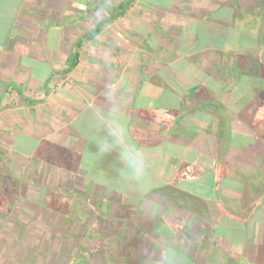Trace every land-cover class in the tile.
I'll list each match as a JSON object with an SVG mask.
<instances>
[{
	"label": "crops",
	"instance_id": "1",
	"mask_svg": "<svg viewBox=\"0 0 264 264\" xmlns=\"http://www.w3.org/2000/svg\"><path fill=\"white\" fill-rule=\"evenodd\" d=\"M258 1L118 0L117 8L96 23L92 13L98 0H0V155L20 135L37 145L40 128L49 139L77 151L80 168H85L84 155L92 151L88 144L93 140L86 121L100 105L104 87L112 84L126 97L121 116L128 121L130 138L143 150L156 143L168 146L162 157L168 170L153 171L158 177L153 192L143 203L126 205L137 209L134 219L142 218L137 223L146 224L141 235H128L144 238L132 252L139 257L146 242L157 244L167 224L172 234H181L195 264H257L264 256V218L252 220L258 226L251 233L244 225L239 230L244 224L239 219L254 202H264V174L255 184L244 175L219 173L207 164V148L198 149L195 140L200 137L207 145L210 130L218 128L211 100L220 107L219 118L230 119L220 113L226 112L227 96L236 89H231L229 68L245 57L234 56L230 29L237 26L236 18H246L242 12L257 10ZM216 32L221 35L215 44ZM248 72L249 79L262 80ZM214 81L220 84L216 88ZM242 107L238 114L243 115ZM240 118L227 124L233 136H240ZM218 143H223L222 135ZM173 145L193 151L192 157L183 162L184 151L173 150ZM114 157H109L112 163ZM77 177L90 181L85 173ZM153 202L159 214H149ZM172 215L179 226L168 224ZM157 218L159 233L153 224Z\"/></svg>",
	"mask_w": 264,
	"mask_h": 264
},
{
	"label": "rangeland",
	"instance_id": "2",
	"mask_svg": "<svg viewBox=\"0 0 264 264\" xmlns=\"http://www.w3.org/2000/svg\"><path fill=\"white\" fill-rule=\"evenodd\" d=\"M252 14L248 18L261 19L256 10L252 11ZM232 20L234 21L233 18ZM236 22L237 26H232L230 29V47L240 48L245 57H243L244 67L238 72L242 77V83L232 90L230 96H227L224 103L226 112L224 114L220 112L223 116L228 115L230 119L221 120L218 112L220 107L216 101L211 100V108L216 110L215 114H218L217 119H214V125L218 124L219 129L210 130L206 138L207 145L200 141V137L195 143L199 141L198 149L207 148L205 159L210 167L214 166L219 173L233 172L244 175L247 182L256 184L263 180L260 174H264V134H262L264 116L258 120V123L256 121L251 125V118L248 119L245 110L251 107V110H255L257 105L264 106L262 105L264 96L256 98L251 104L246 101L245 82L251 74L245 69L251 60L247 54L248 34L251 30L258 31V25L251 24L246 18L242 20L236 18ZM202 28H206V25H202ZM216 33L215 44L219 39L218 36L221 35ZM227 35L228 33L225 32V38ZM209 37H211L210 33ZM211 40L214 38L212 37ZM260 65L261 62L258 63V66ZM259 80L253 78L249 80L253 81L251 88L254 92L258 91L256 88ZM219 85L217 81L211 83L215 88ZM242 105L245 107L243 115L238 114ZM256 114L262 116L264 109L260 107ZM237 116L241 117V131L240 136H233L227 124L230 120L232 122L233 119H237ZM38 129L42 136L39 137L37 145H32L24 135H20L12 145H8L11 150L6 149L5 155H0L2 158L4 156L7 158L0 159V264H141L140 256H136V252H132L131 248L136 249V246L143 243L144 238L134 237L140 242L138 244L136 240L128 238L132 231H138L140 235L141 231H146V224L137 223L141 222V216H138L137 220L134 219L137 209L126 206L136 199L123 191L117 192L115 189L118 188L114 186L96 184V181L90 178V172H99L107 176L113 174V163L109 159L111 155L93 159L92 154L95 153L96 146L93 140H90L88 146H91L92 151L89 153H93L84 155L87 157L83 162L86 167L81 169L82 163L78 159L77 151L68 150L62 144L49 139L47 133H44L45 130ZM249 134H254L257 145L252 143ZM221 135L223 143L219 144ZM156 144L144 148L148 160L150 158L151 174L157 169H161L162 172L168 170L166 165L162 164L163 152L167 151L168 146L166 143ZM172 149L184 151L183 162L192 157L193 151L175 145ZM35 169L41 174L34 173ZM76 173H85L90 178L89 183L87 184L85 177L76 178ZM78 178L79 182L76 181ZM157 178L153 176L154 180ZM103 185L106 187L103 188ZM107 188L110 190H106ZM117 202L119 205L123 203L125 205L114 207ZM251 207L246 217L238 218L244 223L239 225L241 232L244 225V231L248 227L247 232L251 233L257 225L252 220L255 217L264 218V202H254ZM254 211L259 213L255 215ZM229 216L230 222H235V216L233 214ZM160 220L157 218L153 221L156 233H159ZM168 222L172 227L179 226L178 218L173 215L168 218ZM166 225L162 226L166 228ZM188 225L191 228L194 226L193 222ZM225 228L229 232V226ZM221 229L222 224L219 223L217 230ZM189 264L195 263L189 260ZM257 264H264L263 255L258 257Z\"/></svg>",
	"mask_w": 264,
	"mask_h": 264
},
{
	"label": "clouds",
	"instance_id": "3",
	"mask_svg": "<svg viewBox=\"0 0 264 264\" xmlns=\"http://www.w3.org/2000/svg\"><path fill=\"white\" fill-rule=\"evenodd\" d=\"M117 6V0H98L97 9L92 13L93 21L102 22L104 17ZM102 101L88 116L86 126L92 137L96 152L93 158L115 154L112 175L90 172V178L107 186H114L143 203L153 192L154 179L151 165L144 150L130 138L128 121L121 116L126 97L112 84H107ZM149 211V209H143ZM156 203L151 204L150 215L160 213ZM159 242L148 241L140 249L141 264H189L187 244L180 233L172 234L163 229Z\"/></svg>",
	"mask_w": 264,
	"mask_h": 264
},
{
	"label": "trees",
	"instance_id": "4",
	"mask_svg": "<svg viewBox=\"0 0 264 264\" xmlns=\"http://www.w3.org/2000/svg\"><path fill=\"white\" fill-rule=\"evenodd\" d=\"M258 3L259 4L257 6L256 11L260 15L261 19L258 18L259 19L258 20L257 18H253V17L248 18V16L251 17L253 15L251 12H249V10L245 14L246 20L248 19L251 24L258 25V29H257L258 31L251 30V31H249V34H248L249 46H248V53L247 54L251 58V61L247 65V70L250 71V73L257 74L258 76H260L262 78V80L260 81V86H258L256 88V89H258V91H255V92L251 88L253 85H251V83L249 82L250 79H248L245 82V85H246L245 97H246V101L250 102V104L252 102H254V100L256 98H260V97L264 96L263 95L264 94V0H259ZM241 16L244 17L243 12L241 13ZM236 24H237V22H236ZM232 51L235 52L234 53L235 57L239 56V54H244V53H242V51L238 47H234V49L232 48ZM260 62H261V65L258 66V63L260 64ZM243 66H244V63L242 62V57L240 56V60L237 59L236 65L231 66L229 68L230 72L234 75L233 78L231 79V82H232L231 83L232 84L231 89H233L234 87L237 88L239 85H241L242 79L239 80L240 74L238 72H240V69H242ZM262 105H264V103ZM260 107H262L264 109V106L257 105L255 110H251L252 107L250 109L246 110V112L248 114V119L251 118V120H250L252 122L251 125H254L256 123V121L258 123V120L262 119V117L264 116V114L262 116H258L256 114ZM243 108H244V106L242 107V109ZM262 134H264V132ZM258 135L259 134H257V136ZM249 137L253 140L252 143L257 141L255 139L254 134H249ZM256 166L258 167V164Z\"/></svg>",
	"mask_w": 264,
	"mask_h": 264
}]
</instances>
